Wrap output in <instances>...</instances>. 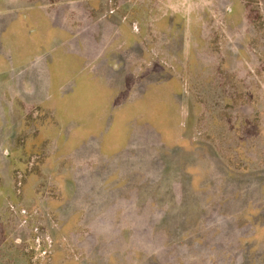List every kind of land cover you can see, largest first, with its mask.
Masks as SVG:
<instances>
[{
    "label": "rangeland",
    "instance_id": "rangeland-1",
    "mask_svg": "<svg viewBox=\"0 0 264 264\" xmlns=\"http://www.w3.org/2000/svg\"><path fill=\"white\" fill-rule=\"evenodd\" d=\"M134 2L101 0L109 16ZM168 4L170 21L157 15V25L175 26L156 36L157 65L135 63L121 98L139 106L148 93L149 108L172 109L136 116L161 134L149 147L158 165L134 179L133 204L107 212L117 223L103 230L93 215L107 192L79 186L84 162L54 161L45 139L57 114L22 111L24 0H0V46L15 24L12 54L0 49V264H264V0H162L157 14ZM128 151L136 161L139 150ZM116 179L124 192L128 177Z\"/></svg>",
    "mask_w": 264,
    "mask_h": 264
},
{
    "label": "crops",
    "instance_id": "crops-1",
    "mask_svg": "<svg viewBox=\"0 0 264 264\" xmlns=\"http://www.w3.org/2000/svg\"><path fill=\"white\" fill-rule=\"evenodd\" d=\"M68 1L71 4L67 8L57 9L48 4L51 0H24V19L20 21L24 23V29L21 27L24 42L19 58L24 75L17 79V86L23 92L24 114L31 109H38L41 115L57 114L58 117L52 115L56 120L49 118L53 126L45 139L51 138L54 142V161L64 157L75 161L76 168L84 162L86 168L77 170L78 185L81 186L98 169L110 168L107 162L112 158L127 157L122 151L130 137L126 129L131 121L125 120L126 113L134 120L139 113H155L160 109L154 108L153 102V108H149L151 98L148 93L140 95L138 92L140 100H148L147 106H142L140 100L139 106L130 105L121 98L130 96L125 87L126 82L134 81L130 73L135 65H157V56L151 52L156 48V36L171 35L175 25L158 28L157 15L167 22L171 18L168 9L171 3L165 6L163 15L157 14V6L162 0H135L126 11L122 8L126 6L123 3L116 6L113 16L105 14L108 8L101 0H87L84 5L80 3L82 0ZM130 22L138 24V32L132 30ZM13 25H6L3 30L5 45L0 49L7 54H12V42L8 45L6 39L13 37ZM2 55L0 52V58ZM149 70L154 72L152 68ZM140 75L141 72L137 76ZM169 83L170 80L163 85ZM1 105L6 107L5 101H0ZM125 105L130 108L125 109ZM160 110L172 112L171 108ZM41 115L39 119H42ZM62 121L61 129L56 123ZM38 128L39 135L35 138L43 139V127L39 125ZM136 149L141 154L136 146L128 150ZM140 154L138 159L150 168L153 157L150 153L147 156ZM90 161L93 166L89 168Z\"/></svg>",
    "mask_w": 264,
    "mask_h": 264
},
{
    "label": "trees",
    "instance_id": "trees-1",
    "mask_svg": "<svg viewBox=\"0 0 264 264\" xmlns=\"http://www.w3.org/2000/svg\"><path fill=\"white\" fill-rule=\"evenodd\" d=\"M156 71L162 72L165 70H163V68H160V67L158 68L156 66L154 72ZM168 76L169 77L166 76L163 82L168 81L172 78L170 77V75ZM163 111L164 110L158 109L153 114L154 115L153 117L155 116L158 117L161 114H165V112ZM165 111L167 112L168 110H165ZM158 113L160 114L157 115ZM125 120L126 121L130 120L131 122L127 124L126 131L130 133V137L127 136L128 139L125 145L122 147L123 153L128 151L129 148L139 145L138 147L140 148V152H143L144 155L146 156L147 154L149 155L150 153L149 147L153 144H156L157 141H161V139L159 140L154 137H161V134H159L153 126H151L150 128V124L148 123V120H145V119L139 120L137 118L132 120L130 115L127 113L125 114ZM110 122H111V119H110ZM125 155H127V152L125 153ZM109 161L110 162H107V164L108 166H110V168L105 167L102 170L98 169L96 173L94 172V174H92L91 176H88L87 179L84 180L85 184L88 185V187L90 186L89 190L91 191L93 196L94 195H98V196L106 195L107 196L108 194L106 198L100 197L102 198L101 203H100L101 205H99L98 207L100 210L96 211L95 214L93 215V219L95 220V222L97 221L100 222V226L103 227V230L107 228L108 226H110V224H115L114 221L112 220L110 221V219L106 217L107 212H111L112 214H115L117 212L116 209L119 208L118 205L123 201H126L127 206L133 204L135 198L132 197L131 188H133V185L135 184L136 180L134 179L143 178L145 175V170H146V164H144V161L143 160L141 161V159H138L135 161V160L127 159L126 157V158H119V159L112 158ZM157 165H158L157 159L154 158L152 161H150V168H155L157 167ZM106 172L110 174L111 173H117V174L111 175V176L108 175V177H106V175H104L106 174ZM121 173L122 175L125 174L124 176L128 177V182L127 184H125L126 188L124 192H122L124 184L121 181H118L116 179V177L117 178L120 177ZM109 178H114V180L112 182H108Z\"/></svg>",
    "mask_w": 264,
    "mask_h": 264
}]
</instances>
